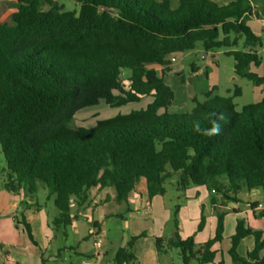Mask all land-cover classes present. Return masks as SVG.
<instances>
[{
    "label": "trees",
    "instance_id": "obj_1",
    "mask_svg": "<svg viewBox=\"0 0 264 264\" xmlns=\"http://www.w3.org/2000/svg\"><path fill=\"white\" fill-rule=\"evenodd\" d=\"M55 1L15 0L10 21L0 20L1 176L7 192L33 197L42 185L58 210L54 226L67 228L76 219L71 200L82 207L94 189L113 188L121 204L141 182L148 199L162 196L164 183L175 177L181 192L204 187L237 202L241 190L264 186V100L237 112L231 98H215L171 114L174 95L163 81L170 57L200 44L205 53L228 49L236 76L264 83L247 72L260 64L261 39L246 25L256 16L254 0H177L176 7L172 0H76L77 11L56 9ZM43 3L52 8L43 11ZM152 66L161 68L160 75ZM143 98H153L145 109L92 129L71 127L84 108L102 101L120 108ZM215 124L219 135H210ZM212 204L215 233L200 247L193 236L180 239L174 221L175 239L166 245L179 250L182 264H224L214 260L225 213L214 199ZM204 225L201 216L197 231ZM249 236L254 247L241 257L236 248ZM137 238L116 252L113 264L134 260ZM163 243L155 238L157 252ZM231 244L234 264H264L262 233L241 220Z\"/></svg>",
    "mask_w": 264,
    "mask_h": 264
},
{
    "label": "rangeland",
    "instance_id": "obj_2",
    "mask_svg": "<svg viewBox=\"0 0 264 264\" xmlns=\"http://www.w3.org/2000/svg\"><path fill=\"white\" fill-rule=\"evenodd\" d=\"M173 3H176V0ZM254 3L257 8V19L247 18L246 25L261 39V47L258 49L260 64L259 66L251 65L247 72L258 78H264V0H254ZM51 8L45 3L42 4L43 11ZM55 8L63 11H77L79 5L76 0H56ZM15 11V0H0V20L2 22H9L11 14ZM240 43L242 44V41ZM241 44L238 49L241 48ZM226 51L228 49L220 48L205 53L198 44L192 51L174 55L175 62H171L169 70L163 76L164 83L174 95L167 108L168 113H188L197 104L214 103L215 98H231L235 111L240 112L243 107L264 100V83L256 86L252 81L236 76L233 71L234 60L225 54ZM191 68L200 70V74L193 77ZM154 69L160 75L161 68L155 67ZM125 74L130 75V72L125 71ZM237 90L240 95L235 97L234 93ZM152 101L153 98H143L138 103L120 108H111L102 101L98 105L78 111L71 127L92 129L99 121L145 109ZM4 167L5 162L0 150V264H23L18 259V261L6 262L7 252L27 264L35 263L34 258L30 256L31 251L38 252L37 264H69L70 261L78 259L75 255H68L69 251L64 249V247L66 249L75 248L72 235L75 230L84 236L83 247L92 249L93 243L97 242V250L107 247L108 254L112 258H115L116 252L124 248L133 237H138L134 241L132 250L134 260L130 264H147L145 251L151 243L152 233L157 232L159 237H154V239L161 238L164 241L160 252H157V264H182L179 250L166 245V241L175 239L174 221L185 222L184 235L182 236L181 232L177 233L180 239L193 236L195 240L196 229L203 216L206 225H204L205 228L203 227L204 233L201 238L209 240L213 237L216 227V212L212 207V199H224L222 195L215 194L212 190L198 189L195 188L196 186H190L185 192H181L176 187L174 177L164 183L162 196L157 195L149 200L145 198L150 208V212H145L139 197L128 200L127 203L118 204L115 200L114 189L105 188L100 193V197L108 196V203H101L93 215L85 210L78 211L79 222L76 226L58 229L53 223L58 210L53 205L52 199H48L47 192L42 185L32 197L31 203L28 202L27 197L12 195L2 187L1 171ZM221 182H224L223 179ZM142 190L143 188L139 186L138 194H142ZM92 196L95 200L96 195ZM237 199V202L227 200L228 205H223L217 210L225 214L222 240L215 247L217 250L215 263L223 261L224 264H234L229 250L238 220L243 221L245 228L259 231L264 236V215H260L259 211H255V215H252L249 208V206L253 207L254 202L264 203V186L251 191L241 190ZM13 203L16 205L14 206ZM76 209L75 202L71 200L70 214H75ZM11 216L18 220L17 224L12 222ZM93 221L99 223L100 230L98 231L101 234L93 228ZM17 225H19L18 232L15 230ZM64 234L67 235V239ZM201 238L199 241L195 240L196 247L204 244L201 243ZM41 240L46 242L44 248L50 247L49 249L52 250L43 251ZM137 246L141 251L137 252ZM253 247L254 238L246 237L239 242L236 252L239 256L245 257L246 252L251 251ZM58 248H60L58 251L60 257H51L50 254H53L55 250L57 252ZM260 255L264 257V248Z\"/></svg>",
    "mask_w": 264,
    "mask_h": 264
},
{
    "label": "crops",
    "instance_id": "obj_3",
    "mask_svg": "<svg viewBox=\"0 0 264 264\" xmlns=\"http://www.w3.org/2000/svg\"><path fill=\"white\" fill-rule=\"evenodd\" d=\"M173 1L174 0H172L171 1V4H172V6L173 7H176V5H177V0H176V3H173ZM221 2H224V1H229V0H220ZM254 13H256V16H252L251 18H256L257 19V8H256V5H255V3H254ZM153 68H155V67H157V66H152ZM156 70V69H155ZM161 70V69H160ZM192 71V70H191ZM192 73H193V77H195V76H197V75H199L200 74V70H194V72L192 71ZM190 82L192 83V79L190 80ZM139 186L140 187H142L143 188V190L141 191V193L142 194H138V192H135L133 195H131V197H129V199L128 200H132L133 198L135 199V198H137V197H139V199H140V201H141V205H142V207H144V202L148 199L147 198V196H146V192H145V186H144V183L143 182H141L140 184H139ZM195 188H198V189H200V188H204V187H195ZM7 192V191H6ZM102 192V190H97V189H94V190H92L91 192H90V199H89V202L87 203V204H85V205H83L82 207H78L77 205V209H76V211H75V214H73V215H71V216H75L76 217V219L75 220H72V222H71V224L69 225L70 227H73V226H76L77 225V223L79 222V220H78V215H79V213H78V211H80V210H85L86 212H88V213H91L92 215H93V212L94 211H96V210H98V206L101 204V203H108V196H106V197H104V198H102V197H100V193ZM8 193H10V192H8ZM12 195H15V194H13V193H11ZM96 195V199L94 200V197L92 196V195ZM197 194V193H196ZM15 196H17V195H15ZM18 197V196H17ZM145 198H147V199H145ZM27 200H28V202H32L33 201V198L32 197H27ZM149 200V199H148ZM216 202H217V205H218V208L219 209H221V207L223 206V205H228V203H227V200L226 199H222V198H219V199H214ZM257 203H260V202H254V203H252V205H253V207H250L249 206V208H250V212L252 213V215H255V211H259V210H255L254 209V205H256ZM14 204V206L16 205V203H13ZM76 204V203H75ZM212 207L214 208V210H215V205L214 204H212ZM145 212H150V208L148 209V210H144ZM84 212V211H83ZM78 213V214H77ZM259 214L260 215H264V211H259ZM87 215V214H86ZM57 216H58V213H57ZM93 217V216H92ZM11 218H12V222L13 223H15V224H17V222H18V220L17 219H15V217H13V216H11ZM86 220L88 219L87 217L85 218ZM216 223H217V219H216ZM205 225H206V223H205ZM68 226V227H69ZM184 227H185V222H183V223H178V230H177V233L178 232H181V235L183 236L184 235ZM61 228V227H60ZM93 228L94 229H97V231L98 230H100V225H99V223L98 222H96V221H93ZM204 228H205V226H204ZM204 228L201 230V231H197V229H196V235H195V240H197V241H199V239L202 237V235H203V233H204ZM216 228V227H215ZM59 229V228H58ZM63 229H65V228H63ZM15 230H17V232H18V230H19V225H17V227H15ZM98 234L100 233V231H98L97 232ZM214 233H215V230H214ZM101 234V233H100ZM22 235H24V232H22ZM72 235H73V243H74V245H75V248H70V249H66V247H64V249L66 250V251H69L68 253V255H75V256H77V260H74V261H70L69 262V264H113L114 263V258H112V257H110L109 256V254H108V248L107 247H102L101 249H99V250H97V247H98V244H97V242H94L93 243V247H92V249H93V251H92V249L91 248H87V247H83L82 246V242H83V235L82 234H80L79 232H78V230H75L73 233H72ZM152 235L153 236H151L150 238H152V239H150V245H149V248L147 249V251H145V253H146V258H147V260H146V263L147 264H157V251H156V247H155V239H154V237H159V235L157 234V232L155 233V232H153L152 233ZM213 236H214V234H213ZM64 237L67 239L68 237H67V235L66 234H64ZM250 237V236H249ZM264 237V236H263ZM187 238V237H186ZM185 237L184 238H181V239H186ZM202 240H201V243H205L206 241H208V239H206L205 240V238H201ZM211 239V238H210ZM40 243H41V245H42V247H43V251H47L50 247H46V248H44L45 246H46V242L44 241V240H41L40 241ZM49 243V242H48ZM49 250H52V249H49ZM60 250V248H58L57 249V252H56V250L53 252V254H50V256L51 257H60V254L58 253V251ZM138 251H141L140 250V247L138 248V246H137V252ZM247 253V252H246ZM6 256V258H5V261L6 262H12V261H14V260H19V261H21L23 264H27V263H25V262H23L22 260H20L19 258H17V256H11V254H8V252H7V254L5 255ZM30 256H31V258H34V260H35V263L33 262V263H31V264H37V259H38V252H33V251H31V253H30ZM52 260H53V258H51ZM17 260V261H18ZM55 260H57V259H55ZM53 263H55V261H52Z\"/></svg>",
    "mask_w": 264,
    "mask_h": 264
},
{
    "label": "built area",
    "instance_id": "obj_4",
    "mask_svg": "<svg viewBox=\"0 0 264 264\" xmlns=\"http://www.w3.org/2000/svg\"><path fill=\"white\" fill-rule=\"evenodd\" d=\"M253 13H254V8H253ZM170 61L171 62H175V58L174 55H172L170 57ZM144 210H148L149 209V204L147 203V200L144 202ZM255 210H259V211H264V203H257L256 206L254 207ZM98 244V243H97Z\"/></svg>",
    "mask_w": 264,
    "mask_h": 264
},
{
    "label": "clouds",
    "instance_id": "obj_5",
    "mask_svg": "<svg viewBox=\"0 0 264 264\" xmlns=\"http://www.w3.org/2000/svg\"><path fill=\"white\" fill-rule=\"evenodd\" d=\"M220 132V125L219 124H215L214 127L211 130V133H209L210 135L215 134V135H219Z\"/></svg>",
    "mask_w": 264,
    "mask_h": 264
}]
</instances>
